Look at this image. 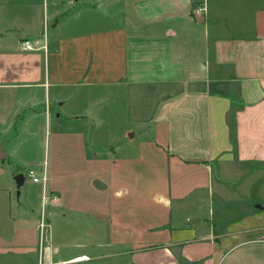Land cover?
Segmentation results:
<instances>
[{
	"label": "crops",
	"instance_id": "obj_1",
	"mask_svg": "<svg viewBox=\"0 0 264 264\" xmlns=\"http://www.w3.org/2000/svg\"><path fill=\"white\" fill-rule=\"evenodd\" d=\"M50 91L131 264H264V0H0V145ZM16 189L0 264L52 263Z\"/></svg>",
	"mask_w": 264,
	"mask_h": 264
},
{
	"label": "rangeland",
	"instance_id": "obj_2",
	"mask_svg": "<svg viewBox=\"0 0 264 264\" xmlns=\"http://www.w3.org/2000/svg\"><path fill=\"white\" fill-rule=\"evenodd\" d=\"M51 96V91L38 94L41 102L32 110L37 116L33 117L30 110L21 112L22 117L30 118L26 129L12 131L4 137L0 147L9 157L0 160V170H4V174H0V185L14 186V177L19 174L24 178L23 186L14 191L12 199L28 215L37 218L44 246L48 244L46 234L53 246L48 250L54 256L52 263L44 258L39 264H131V255H120L126 249L110 243L106 223L112 205L110 194L98 188L97 175L84 173L83 160L79 157L84 143L74 141L68 120L60 121L61 126L56 127ZM56 129L59 130L56 132ZM98 131L97 128L96 135ZM0 133L4 135L1 128ZM87 140H92L91 136ZM75 149L76 169L82 168L73 173ZM29 171L39 180L45 177L46 194H42L41 181L32 182Z\"/></svg>",
	"mask_w": 264,
	"mask_h": 264
},
{
	"label": "built area",
	"instance_id": "obj_3",
	"mask_svg": "<svg viewBox=\"0 0 264 264\" xmlns=\"http://www.w3.org/2000/svg\"><path fill=\"white\" fill-rule=\"evenodd\" d=\"M203 13H204V6L194 10V14L195 15L202 16ZM22 47H23V50H25V51H32L33 50V48L31 47L30 42H28V41L22 42ZM28 176L31 177L33 183H39L40 181L42 182V184L45 183V177L41 178L39 180L38 178L34 177L33 171H29ZM46 198H48V197H46ZM41 227L43 228V225Z\"/></svg>",
	"mask_w": 264,
	"mask_h": 264
},
{
	"label": "water",
	"instance_id": "obj_4",
	"mask_svg": "<svg viewBox=\"0 0 264 264\" xmlns=\"http://www.w3.org/2000/svg\"><path fill=\"white\" fill-rule=\"evenodd\" d=\"M5 157H6V153L4 152V151H1L0 150V160H3V159H5ZM14 182H15V184H16V188H17V190H19L20 189V187L23 185V183H24V178H23V176L22 175H17V176H15L14 177ZM19 193H17V195H18Z\"/></svg>",
	"mask_w": 264,
	"mask_h": 264
}]
</instances>
